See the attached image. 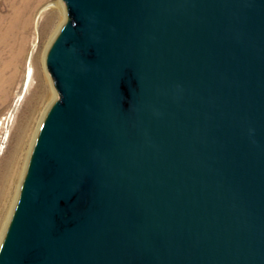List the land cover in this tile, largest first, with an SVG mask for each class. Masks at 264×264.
Returning <instances> with one entry per match:
<instances>
[{
  "label": "water",
  "instance_id": "1",
  "mask_svg": "<svg viewBox=\"0 0 264 264\" xmlns=\"http://www.w3.org/2000/svg\"><path fill=\"white\" fill-rule=\"evenodd\" d=\"M64 2L0 264H264V0Z\"/></svg>",
  "mask_w": 264,
  "mask_h": 264
},
{
  "label": "bare ground",
  "instance_id": "2",
  "mask_svg": "<svg viewBox=\"0 0 264 264\" xmlns=\"http://www.w3.org/2000/svg\"><path fill=\"white\" fill-rule=\"evenodd\" d=\"M43 1L44 0H0V63L3 62V56L1 55L2 49H4L2 51L3 55L5 53V55L8 54L9 56V60L5 59L6 61L4 62L3 65V68L5 70L6 69L9 70L14 69L15 71L18 70L17 69V65H19L18 61L21 60L20 58L23 52L25 51L24 48L26 45V32L31 27H33L32 25L34 20L37 19L36 17H38L39 19V17L44 14V12L47 9V6L56 7L61 14L59 18L60 25L58 29L54 32L53 37L51 38L52 40L49 44L50 46H48L49 48L54 43L53 39L55 40L57 38L58 33L60 31L59 29H61V27H63L68 22V14H67L68 9L66 7L67 5H65L63 2L64 0H60L57 3H52L50 5H46L45 7L41 8L40 6ZM1 5L11 10L10 12L11 14L9 16H6L2 13ZM37 12L39 14L38 16H37ZM49 48H47L46 53L43 57L44 62L46 61L47 58L46 55L49 52L48 51ZM34 69L32 66H29L25 79L24 88L28 89L30 82L33 79ZM44 77H45L44 79L46 86L48 87L47 89L48 91L46 92V94L44 93V96H42L43 101H40L42 102L41 105L39 104L40 108L38 109L36 108V111H34V113L32 112L33 114L30 112L32 116L31 117L29 116L30 118L27 119L29 121L28 123L26 122L27 126L24 129V133L23 134L21 133L22 135L17 145V150L14 152L11 161L7 164L8 168L5 170V172L3 171L2 175L0 176V248L1 245L3 244L4 238L6 236L11 220L15 213L16 207L18 205L23 182L29 168V164L31 161V157L37 139L39 137V133L42 129L43 123L47 116L48 109L59 94L53 82L52 75L47 68V65H46V74ZM2 78L0 77L1 86L3 84L4 85L6 84V87L11 86L13 82L12 79L13 77L10 78V80L7 79L5 81H2L3 80ZM4 91H5L4 88L1 87L0 99L4 98L5 97L4 95L7 94V93L5 94ZM1 121H0V126L4 125L2 124ZM3 166L5 165L3 164Z\"/></svg>",
  "mask_w": 264,
  "mask_h": 264
},
{
  "label": "rangeland",
  "instance_id": "3",
  "mask_svg": "<svg viewBox=\"0 0 264 264\" xmlns=\"http://www.w3.org/2000/svg\"><path fill=\"white\" fill-rule=\"evenodd\" d=\"M58 1L60 0H44L40 7L42 8L45 7L46 5L57 3ZM64 4L66 5L65 2ZM1 8H2V13L4 15L9 16L11 14L10 13L11 10L7 9V7L1 5ZM67 14H68V10H67ZM38 15L39 14L37 12V16ZM60 15L61 14L56 7L47 6V9L44 12V14L40 16L39 19L38 17H36L37 19L34 20L32 25L33 27H31L32 29L30 28L26 32V45L24 48L25 51L23 52L20 58L21 60L18 61L19 64L17 65L18 70L16 71L14 69L5 70L3 68L4 62L6 60H9V56L8 54L5 55V53L3 55L2 51L4 49L1 50L2 53L1 55L3 56V62L0 63V77L1 78L3 77L2 81H5L7 79L10 80V78L13 77L12 84L13 83L14 84L13 85L11 84V86H7V87L6 84L5 85L3 84L2 86L0 84V89L1 87L4 88L5 90L4 93L5 94L7 93L6 95H4L5 96L4 98L0 99V121L2 120L1 122L2 124H4L0 126V176L2 175L3 171L5 172V170L8 168L7 164L11 161L14 152L17 150V145L19 143L21 135L24 133V129L26 128L27 123L29 121L27 119H29L32 116L34 111H36V108L37 109L40 108V105L42 103L40 101H43L42 96H44V93L46 94V92L48 91L47 90L48 87L46 86L44 76L46 74V65L48 70H49V66L47 63V58L45 64L43 57L46 53L47 48H49L48 46H50L49 44L52 40L51 38L53 37L54 32L58 29L60 25V19H59ZM68 18H69V14H68ZM61 29L59 30L61 31ZM54 41L55 40L53 39V42ZM51 47L49 48V50L51 49ZM29 66H32L33 69L34 68L35 69H34L33 79L30 82V85L27 89L24 88V84ZM53 82L54 84H56L54 79ZM58 101H60V94H58L57 98L52 102L49 109L52 107V105H54ZM30 112L33 113L31 114ZM3 164L5 166H3Z\"/></svg>",
  "mask_w": 264,
  "mask_h": 264
}]
</instances>
